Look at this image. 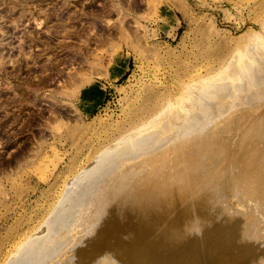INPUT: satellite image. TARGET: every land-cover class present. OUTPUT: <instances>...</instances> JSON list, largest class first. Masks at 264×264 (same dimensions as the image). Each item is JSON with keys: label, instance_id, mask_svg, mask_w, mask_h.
I'll list each match as a JSON object with an SVG mask.
<instances>
[{"label": "rangeland", "instance_id": "374dc122", "mask_svg": "<svg viewBox=\"0 0 264 264\" xmlns=\"http://www.w3.org/2000/svg\"><path fill=\"white\" fill-rule=\"evenodd\" d=\"M263 22L264 0H0V264L48 217L66 181L126 135L140 94L237 61L252 34L264 36ZM210 169L191 189L215 214L210 222L174 204V185L146 181L158 196L144 217L132 212L142 223L132 247L146 245L145 264L249 253L222 215L237 197L211 181ZM217 219L222 246L212 239ZM67 229L48 247L69 241ZM258 254L264 264V246Z\"/></svg>", "mask_w": 264, "mask_h": 264}, {"label": "bare ground", "instance_id": "6f19581e", "mask_svg": "<svg viewBox=\"0 0 264 264\" xmlns=\"http://www.w3.org/2000/svg\"><path fill=\"white\" fill-rule=\"evenodd\" d=\"M252 36L245 56L242 53L237 61L226 62L229 65L218 70L211 68L205 76L184 73L145 96L140 94L126 135L66 181L48 217L19 242L4 264H145L146 245L132 247L134 231L142 225L133 222L132 212L140 209L144 217L150 197L158 196L155 188L149 191L146 181L174 185V204L189 206L194 219L210 222L215 214L208 216L209 207L197 206L191 189L211 167L210 171L217 172L211 181L237 197L236 206L230 205L226 214L221 212L224 223L232 226V238L239 246L249 250L235 259L222 255L211 264H241L242 260L261 264L264 36ZM165 151L164 156L158 155ZM230 164L238 166V171L229 172ZM167 203L173 205L170 199ZM82 207L81 223L68 230V222ZM43 228L46 233L40 234ZM65 228L71 233L69 241L59 240L48 247L49 238ZM217 229L220 233L212 239L222 246L225 233L218 224ZM187 264L207 263L198 257Z\"/></svg>", "mask_w": 264, "mask_h": 264}]
</instances>
